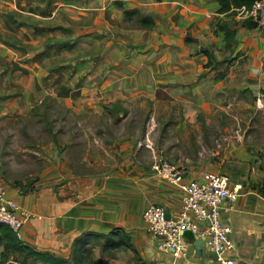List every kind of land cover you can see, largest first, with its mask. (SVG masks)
Segmentation results:
<instances>
[{"label": "rangeland", "instance_id": "rangeland-1", "mask_svg": "<svg viewBox=\"0 0 264 264\" xmlns=\"http://www.w3.org/2000/svg\"><path fill=\"white\" fill-rule=\"evenodd\" d=\"M177 1L0 0V181L8 189L34 191L42 170L59 162L72 169L66 179L102 176L105 165L121 164L122 138L151 174L155 155L189 176L220 169L239 145L259 159L264 35L237 14L193 15L197 0H183L188 11L170 19ZM125 9L136 10L134 21ZM142 16L155 18L152 30L136 22ZM220 20L236 31L230 48ZM209 52L217 69L207 67ZM8 261L33 264L0 256Z\"/></svg>", "mask_w": 264, "mask_h": 264}, {"label": "crops", "instance_id": "crops-1", "mask_svg": "<svg viewBox=\"0 0 264 264\" xmlns=\"http://www.w3.org/2000/svg\"><path fill=\"white\" fill-rule=\"evenodd\" d=\"M192 4L193 15L211 8L217 15L221 14L217 0L210 3L211 7H207L204 0ZM176 5L177 12L170 19L188 11L189 5L184 7L183 0ZM122 139L116 153L121 164L105 165L102 176L66 179L72 169L59 162L57 169L42 170L34 191L21 193L7 187L14 203L42 216L33 218L25 226L21 241L35 251L65 260L66 264H221L207 246L202 255L193 243H187L186 257L176 258L161 248L159 238L148 232L143 219L145 209L152 204L162 205L170 216H176L182 208L180 192L135 164L132 144ZM230 153L231 158L222 161L216 171L228 175L243 189L238 209L222 213L223 220L233 230L228 257L236 264H264V153L261 150L258 159L243 145L235 146ZM64 159L65 154L60 156L61 161ZM63 170L69 173L64 176ZM151 171L153 173V169ZM107 172H111V176H107ZM2 251L1 247L0 256Z\"/></svg>", "mask_w": 264, "mask_h": 264}, {"label": "built area", "instance_id": "built-area-1", "mask_svg": "<svg viewBox=\"0 0 264 264\" xmlns=\"http://www.w3.org/2000/svg\"><path fill=\"white\" fill-rule=\"evenodd\" d=\"M242 20L256 24L264 35V0H257L251 7L236 9ZM152 169L156 177L180 192L182 208L176 216H168L162 205L152 204L145 209L143 219L148 232L160 239L162 249L174 257H186L187 240L185 231H191L202 238L221 264H236L228 257L232 247L231 226L225 223L222 213L234 212L243 186L233 183L231 178L220 171H206L189 176L182 165L155 155ZM41 219L29 210L21 208L9 198L7 185L0 181V224L10 226L18 239H23L25 226L33 219Z\"/></svg>", "mask_w": 264, "mask_h": 264}, {"label": "trees", "instance_id": "trees-1", "mask_svg": "<svg viewBox=\"0 0 264 264\" xmlns=\"http://www.w3.org/2000/svg\"><path fill=\"white\" fill-rule=\"evenodd\" d=\"M220 4L219 13L221 14H236L235 8H241L243 6L251 7L257 0H217ZM121 5V4H120ZM125 18L127 21H134L133 15L137 12L136 10H124ZM136 22L145 30H152L155 27V19L151 16H142L136 20ZM248 27H254L256 24L249 22ZM219 30L224 31L226 39V47H231L232 42L235 40L236 31L231 29L228 21H219L217 24ZM209 63L207 67L211 69H217L218 64L213 62L216 59L215 55L211 52L208 53ZM219 61V60H218ZM230 61V58H224L221 63H227ZM3 248L1 255L7 258L10 254L18 252L20 255L26 254L25 259L33 257V264H37L38 261L43 262L44 264H66L65 260H61L56 256L38 252L30 248L28 245L24 244L21 239H18L14 234L10 226L5 224H0V248ZM4 262V261H3ZM0 262V264H3Z\"/></svg>", "mask_w": 264, "mask_h": 264}, {"label": "water", "instance_id": "water-1", "mask_svg": "<svg viewBox=\"0 0 264 264\" xmlns=\"http://www.w3.org/2000/svg\"><path fill=\"white\" fill-rule=\"evenodd\" d=\"M168 216H170L168 214ZM183 236L187 240L188 243H193L197 247L198 251L200 254L204 255L205 251V242L202 238H197L193 232L191 231H185L183 233Z\"/></svg>", "mask_w": 264, "mask_h": 264}]
</instances>
